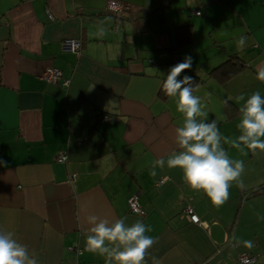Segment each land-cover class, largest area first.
<instances>
[{
    "label": "crops",
    "instance_id": "obj_1",
    "mask_svg": "<svg viewBox=\"0 0 264 264\" xmlns=\"http://www.w3.org/2000/svg\"><path fill=\"white\" fill-rule=\"evenodd\" d=\"M122 1L135 8L130 17L107 12L109 0H0V230L13 232L38 264H106L86 250L92 215L150 227L148 264L153 256L161 264H238L243 254L264 264V201L250 199L264 195L255 193L264 185L256 169L246 168L245 187L233 183L217 207L179 168L156 165L179 150L183 115L161 91L187 56L192 67L181 76L195 77L208 120L220 118L222 146L232 159L249 152L253 160L254 150L232 142L239 97L264 96V0ZM67 38L82 40L79 53L63 50ZM232 54L243 68L229 76L223 63ZM49 66L70 85L46 80ZM246 190L254 196L243 201ZM133 194L143 216L130 213ZM188 206L202 223L190 221Z\"/></svg>",
    "mask_w": 264,
    "mask_h": 264
},
{
    "label": "clouds",
    "instance_id": "obj_2",
    "mask_svg": "<svg viewBox=\"0 0 264 264\" xmlns=\"http://www.w3.org/2000/svg\"><path fill=\"white\" fill-rule=\"evenodd\" d=\"M98 35L104 34L101 29ZM247 38L241 36L238 47H244ZM192 58L185 57L169 70L162 84L165 95L175 100L176 110L183 115V124L175 130V142L178 151L167 160L161 158L156 165L179 168L185 183L194 191H202L217 207L223 206L230 198L233 183L245 187L242 175L245 171L243 160L230 158L222 146L219 119L208 120L207 104L202 97L194 94V78L183 75L192 67ZM258 79L264 81V70L258 73ZM240 108L238 128L240 135L232 143L236 148L241 145L251 150H264V96L259 91L252 93ZM227 103V101H225ZM152 175H156L153 170ZM125 219H116L110 223L106 219L92 215L88 217L90 227L86 234V250L105 258L106 264H148L146 257L156 241L147 235L151 228L137 220L126 224ZM251 249L252 241H243ZM152 264H161L151 257ZM0 264H38V259L29 248L20 243L11 231L0 230Z\"/></svg>",
    "mask_w": 264,
    "mask_h": 264
},
{
    "label": "built area",
    "instance_id": "obj_3",
    "mask_svg": "<svg viewBox=\"0 0 264 264\" xmlns=\"http://www.w3.org/2000/svg\"><path fill=\"white\" fill-rule=\"evenodd\" d=\"M106 11L121 17L127 18L135 11L133 5L127 1L122 0H109ZM196 15H200L201 11L197 10L194 12ZM48 15L51 19H54L52 13L48 11ZM62 48L65 51H72L75 53H79L82 49V40L79 38H67L62 42ZM44 78L51 83H62L64 87H68L70 85V80L66 79L64 76L63 71L55 66H49L44 72ZM104 119L109 120L110 117L108 115L103 116ZM69 160L68 155L65 151L61 152L58 156V161L60 162H67ZM165 179H160L159 182L162 183ZM130 213L137 216H143L144 210L142 207V203L140 201V197L138 194H133L129 197L128 200ZM185 213L190 219V221L195 223H202L200 221V217L195 213L194 209L191 206H188L185 209ZM79 254L83 253L82 249L78 250ZM255 257L247 254H243L238 259V264H251L255 262ZM79 264V262H78Z\"/></svg>",
    "mask_w": 264,
    "mask_h": 264
},
{
    "label": "rangeland",
    "instance_id": "obj_4",
    "mask_svg": "<svg viewBox=\"0 0 264 264\" xmlns=\"http://www.w3.org/2000/svg\"><path fill=\"white\" fill-rule=\"evenodd\" d=\"M253 160L252 161H247L250 156H249V152L247 154V157H245V159H241L244 161V166H245V169L246 168H250V169H256L257 170V173L255 174V179H258V178H262V183L261 184H264V150H254V153H253ZM260 190H256L255 193H258L260 191H264V185L262 187H259ZM254 193L252 191H249V190H246V194L245 195H242V199H244L243 201H246L247 198L249 197H252L254 196L253 195ZM252 199L251 201H264V195L263 196H256L255 198H250Z\"/></svg>",
    "mask_w": 264,
    "mask_h": 264
},
{
    "label": "trees",
    "instance_id": "obj_5",
    "mask_svg": "<svg viewBox=\"0 0 264 264\" xmlns=\"http://www.w3.org/2000/svg\"><path fill=\"white\" fill-rule=\"evenodd\" d=\"M242 62H243V59H242L241 55H239V54H232L223 63V65L224 66H228L229 76H233V75H235L236 73H238V72H240L242 70V68H243ZM193 78H194V82H195L196 81L195 80V77H193ZM161 96L162 97H166V95H165V93H164L163 90L161 91ZM104 115H108V114H102V117ZM258 190H260V188H258L257 191Z\"/></svg>",
    "mask_w": 264,
    "mask_h": 264
}]
</instances>
